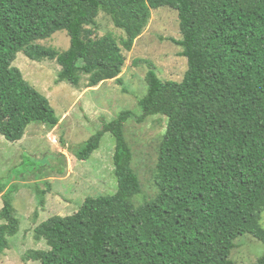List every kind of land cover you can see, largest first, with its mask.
Segmentation results:
<instances>
[{
    "label": "trees",
    "instance_id": "trees-1",
    "mask_svg": "<svg viewBox=\"0 0 264 264\" xmlns=\"http://www.w3.org/2000/svg\"><path fill=\"white\" fill-rule=\"evenodd\" d=\"M160 7L177 14L181 38L168 40L186 59L182 80L163 81L142 61L147 72L141 115L121 111L76 153L77 160H88L110 133L116 192L87 197L75 213L38 224L33 237L48 249L25 252V261L236 264L230 253L239 237L264 246V0H0V135L14 143L31 123L51 129L59 123L48 99L12 66L18 52L36 62L55 61L57 82L75 88L83 78L85 88L109 80L122 85L121 47L110 36L94 37L87 27L103 12L124 32L120 45L128 50L150 10ZM58 31L69 38L65 51L35 43ZM151 116L167 121L157 191L135 206L141 186L124 124ZM16 190L0 184V256L19 231L12 205ZM33 192L43 210L47 191L34 185ZM255 264H264V253Z\"/></svg>",
    "mask_w": 264,
    "mask_h": 264
},
{
    "label": "rangeland",
    "instance_id": "rangeland-1",
    "mask_svg": "<svg viewBox=\"0 0 264 264\" xmlns=\"http://www.w3.org/2000/svg\"><path fill=\"white\" fill-rule=\"evenodd\" d=\"M87 28L93 30L94 37L110 36L121 47L125 56L120 74L122 85L109 80L95 88H85L83 78L75 88L66 82H57L59 66L55 61H32L23 52H18L12 63L48 99L59 123L52 129L31 123L23 138L14 143L0 135V184L16 186L12 205L19 220V231L8 239L9 246L0 256V264H39L23 258L27 251L48 249L44 241L37 242L33 237V229L38 224L52 216L75 213L87 197L111 196L116 192L112 163L114 140L110 133L103 134L99 148L88 160H77L76 153L121 111L129 110L135 117L141 115L138 102L146 92L147 72L142 61L150 62L163 81L180 82L187 69L186 59L180 56L181 49L168 40L181 38L174 10L151 9L147 24L128 50L120 45L124 32L115 28L103 12H99L95 25ZM35 43L62 52L69 47V38L65 31H58L49 39ZM166 123L162 116H151L141 123L130 119L124 124L125 138L132 151L131 168L141 186L140 194L134 197L135 206L156 194V164ZM44 183H48L47 188ZM34 185L47 191L43 210L38 209ZM261 225L264 228V215ZM263 253L260 242L244 236L235 241L230 259L236 264H255Z\"/></svg>",
    "mask_w": 264,
    "mask_h": 264
}]
</instances>
